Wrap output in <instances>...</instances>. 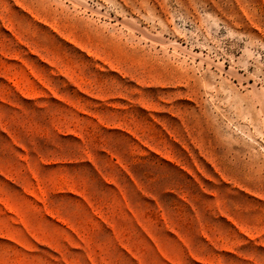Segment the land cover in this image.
I'll return each mask as SVG.
<instances>
[{
	"label": "rangeland",
	"instance_id": "1",
	"mask_svg": "<svg viewBox=\"0 0 264 264\" xmlns=\"http://www.w3.org/2000/svg\"><path fill=\"white\" fill-rule=\"evenodd\" d=\"M0 264H264V0H0Z\"/></svg>",
	"mask_w": 264,
	"mask_h": 264
}]
</instances>
